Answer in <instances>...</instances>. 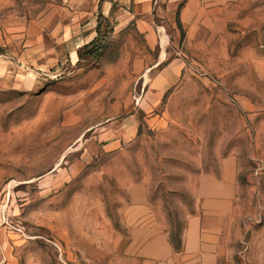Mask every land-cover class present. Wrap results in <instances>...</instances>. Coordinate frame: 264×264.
I'll list each match as a JSON object with an SVG mask.
<instances>
[{"label":"rangeland","instance_id":"obj_1","mask_svg":"<svg viewBox=\"0 0 264 264\" xmlns=\"http://www.w3.org/2000/svg\"><path fill=\"white\" fill-rule=\"evenodd\" d=\"M225 16L227 31L192 49L182 29L168 28L167 62L187 54V74L158 106L137 107L138 136L118 151L104 152L95 133L135 109L159 55L135 31L104 38L98 57L95 47L84 51L41 93H0V261L109 264L114 256L98 259L81 232L102 213L120 228L131 182L146 183L170 211L177 244L194 207L186 180L233 154V209L209 221L216 264H264V0L239 2Z\"/></svg>","mask_w":264,"mask_h":264},{"label":"crops","instance_id":"obj_2","mask_svg":"<svg viewBox=\"0 0 264 264\" xmlns=\"http://www.w3.org/2000/svg\"><path fill=\"white\" fill-rule=\"evenodd\" d=\"M242 1L0 0V93H41L81 60L99 34L103 40L135 31L149 47L158 48L159 55L141 78L143 96L135 109L103 121L107 126L95 133L104 152L118 151L138 136L137 107L158 106L187 74V54L176 51L177 56L167 62L172 42L168 28L182 29L184 44L192 49L207 38L222 36L228 27L225 13ZM59 166L53 168V176H59ZM238 168V158L230 154L221 159L218 169L186 180L194 207L182 217L179 250L171 243L170 211L153 200L143 182L124 186L127 203L120 210V228H113L102 213L97 227L82 230L81 236L98 259L111 253L109 264H216L217 234L209 221L232 211ZM7 264H11L8 259Z\"/></svg>","mask_w":264,"mask_h":264},{"label":"trees","instance_id":"obj_3","mask_svg":"<svg viewBox=\"0 0 264 264\" xmlns=\"http://www.w3.org/2000/svg\"><path fill=\"white\" fill-rule=\"evenodd\" d=\"M94 47H95V49H93ZM104 48L105 47L103 45V41H102L101 35L99 34L98 38L94 42H92L89 46H87V48L84 51H86V50H92L93 49L94 50V57H98V55L100 54L101 51L104 50ZM89 55L92 56V53H90ZM181 232H182V230H181ZM181 232L179 233V243L174 244L173 241H172V239H171V243L178 250L181 249V247H182Z\"/></svg>","mask_w":264,"mask_h":264},{"label":"built area","instance_id":"obj_4","mask_svg":"<svg viewBox=\"0 0 264 264\" xmlns=\"http://www.w3.org/2000/svg\"><path fill=\"white\" fill-rule=\"evenodd\" d=\"M0 264H7V259H6V257H4V258L0 261Z\"/></svg>","mask_w":264,"mask_h":264}]
</instances>
